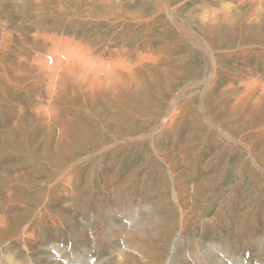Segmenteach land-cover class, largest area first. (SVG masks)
<instances>
[{"label":"rangeland","instance_id":"374dc122","mask_svg":"<svg viewBox=\"0 0 264 264\" xmlns=\"http://www.w3.org/2000/svg\"><path fill=\"white\" fill-rule=\"evenodd\" d=\"M91 1L0 0V264H264V17L169 0L212 75L153 0ZM74 50L127 87L51 104Z\"/></svg>","mask_w":264,"mask_h":264},{"label":"bare ground","instance_id":"6f19581e","mask_svg":"<svg viewBox=\"0 0 264 264\" xmlns=\"http://www.w3.org/2000/svg\"><path fill=\"white\" fill-rule=\"evenodd\" d=\"M90 1V0H88ZM97 1V0H96ZM95 1V2H96ZM224 0H219L220 4V10H218V13L217 15L213 14L212 11H213V8L214 6H210L209 4H206L205 5H201L199 6V8L203 9L204 11V17L206 18H210V21H212L213 23L217 21V19H221L223 17H227V16H232L231 13H225V11L227 10L225 7L229 6L228 7V12H230V9L233 7H235L236 4H239V5H243L245 3L246 0H236V4L234 3L235 0H232V3L231 1H225L223 3ZM252 1V3L254 4L253 6H251V15H250V20L251 18L254 16L253 20H251L252 22H259L263 17H264V0H250ZM87 2V1H86ZM93 2V0L91 1ZM168 2L169 0H153V3H154V6L156 7V9L158 11H163L164 13H169L170 15L172 14V16L174 15V17H171V19H173L175 21V25L178 26L177 30L179 31V34L181 33V35L190 40V42H193L194 44H197L198 46H200V48L204 49V51L209 55L210 59L212 60V63H211V66H210V69H211V73L212 75H215V68H216V65L217 63H215L216 61V58L213 57V50L211 49V47L208 45V43L205 41V39L202 37L201 34H199L197 31H195V29H193L192 27H190V25L188 24L187 26L186 25H182L179 23V20L177 19V15L176 13L174 12V9L173 8H170V5H168ZM222 2V3H221ZM89 3V2H88ZM99 3V2H98ZM108 3V2H107ZM101 4V3H100ZM102 5V4H101ZM259 8H256L258 7ZM63 6H61L62 8ZM105 7V6H104ZM253 7V8H252ZM3 8V7H2ZM64 9V8H63ZM92 9V8H90ZM211 11H208L210 10ZM226 9V10H225ZM118 11H120V9H116ZM192 10V9H191ZM225 10V11H224ZM96 11V10H95ZM118 11H116L118 13ZM193 11V10H192ZM192 11H190L189 15L188 16H192L193 17V13ZM208 11V12H206ZM248 11V10H247ZM115 12V13H116ZM81 13V12H80ZM91 12H88L87 14H85V16H93L92 14H90ZM217 13V12H216ZM108 14V13H107ZM134 14V13H133ZM207 14H213L214 16H208ZM112 15V14H111ZM110 15V16H111ZM118 15V14H117ZM121 15V13H120ZM206 15V16H205ZM74 16L72 19L73 20H81V19H75V17L79 16V12H74V14L72 15ZM82 16V15H81ZM97 16V15H96ZM127 16V15H125ZM129 16V14H128ZM136 16V15H135ZM67 17V16H66ZM64 16H60L61 20L64 18H66ZM83 17V16H82ZM105 17V16H104ZM147 17V16H146ZM150 17V16H149ZM167 17V16H166ZM87 18V17H86ZM129 18V17H128ZM170 18V17H169ZM89 19V18H88ZM98 19V18H96ZM112 19V17H111ZM110 19V20H111ZM121 19V18H120ZM124 19H127V18H124ZM137 19V18H136ZM145 19V18H144ZM148 19V18H147ZM152 19V18H151ZM201 19V18H200ZM203 19V18H202ZM67 20V19H66ZM65 20V21H66ZM109 20V19H108ZM119 20V19H118ZM117 20V21H118ZM133 20V19H131ZM143 20V19H141ZM141 20H136V21H140ZM177 20V21H176ZM121 21V20H120ZM144 21V20H143ZM173 21V22H174ZM219 21V20H218ZM112 22V21H111ZM125 22V21H124ZM123 22V23H124ZM132 22V21H131ZM139 22V23H140ZM251 22V23H252ZM69 24L71 23L70 21L68 22ZM73 23H76V22H73ZM116 23V21H115ZM135 23V22H134ZM4 24V23H3ZM68 24V25H69ZM119 24V23H117ZM125 24V23H124ZM186 24V23H185ZM23 25V24H22ZM134 25V24H132ZM4 26V25H2ZM61 26V25H60ZM64 26V25H63ZM6 27V26H5ZM4 27L3 29V34H2V38H0L2 41H6L9 37L6 35V32H7V29ZM10 27V26H9ZM72 27V26H71ZM66 28V26H65ZM73 28V27H72ZM120 28V27H119ZM58 29V28H57ZM60 29V28H59ZM68 30V29H67ZM59 31V30H57ZM56 31V33H57ZM64 31V30H63ZM8 33V32H7ZM38 34V33H37ZM89 34V33H88ZM45 35V34H43ZM49 35V34H48ZM52 35V34H51ZM56 35V34H54ZM46 36V35H45ZM41 37V36H40ZM43 37V36H42ZM46 38H50L52 41L55 40L56 38H53L51 36H47ZM46 40V39H45ZM179 40H182V38H179ZM184 40V39H183ZM186 41V40H185ZM34 42V41H32ZM1 43V42H0ZM37 43V42H36ZM35 43V44H36ZM27 44V43H26ZM2 45V44H1ZM29 45V43H28ZM39 45V44H38ZM35 46V45H34ZM33 46V47H34ZM45 46V45H44ZM56 47V46H55ZM1 48V47H0ZM3 48V47H2ZM35 48V47H34ZM45 48V47H44ZM47 48V47H46ZM54 48V47H53ZM33 49V48H31ZM36 49V48H35ZM49 49V47H48ZM82 49V48H81ZM45 50V49H44ZM83 50V49H82ZM91 50V49H90ZM89 49L86 50V51H90ZM3 51V50H2ZM46 51V50H45ZM76 51L77 53H79L78 55V59L79 61H76L75 63L73 64H65L63 63L59 58H57L56 60V64L58 66V70L57 71H52V70H48L46 68L42 69L40 68V71L41 69L44 70V77L46 79V83H45V88H46V92L48 93L47 96L48 98L50 97L49 101L51 102V104L55 105V106H59V100L64 99V97H67L69 95V97L71 96H76L79 95V96H82V97H88L89 96V93L90 95L92 93H95V92H100V90L102 91V88L105 87L106 85L108 84H119V85H123V87H127V82L130 80L129 78H126L121 72L120 70L118 72H115L113 71V74H111V72L108 74V73H102L101 76H95L94 73L95 71L92 70L90 67L93 65L95 66V63L94 61H90L88 59V56L87 55H84V53L80 50H74ZM54 52H50V54L52 55ZM91 53V52H90ZM55 55H57L55 53ZM45 56V55H44ZM57 57V56H56ZM41 58V57H40ZM43 61V60H42ZM39 62V61H38ZM61 63V64H60ZM86 63H89L91 66L89 67V71L92 72L93 75H89L88 74V71L87 70H83L81 69L80 70V65L82 66L83 64H86ZM112 63V62H111ZM114 63V62H113ZM111 64L112 67H115L117 68V63H114V64ZM107 64V63H106ZM109 65V64H107ZM123 67V66H122ZM110 68V66H109ZM153 68V67H152ZM39 69V68H38ZM37 69V70H38ZM149 69V68H148ZM153 71V70H152ZM155 71V70H154ZM157 71V70H156ZM214 71V72H213ZM151 72V70L149 71ZM137 73V72H136ZM135 73V74H136ZM157 73V72H156ZM160 73V72H159ZM43 74V73H42ZM98 74V73H97ZM104 74V75H103ZM133 74L130 78L133 79V76L135 75ZM140 74V73H139ZM147 74V73H146ZM142 75V73H141ZM138 77V75H137ZM129 79V80H128ZM138 79V78H137ZM135 78V80H137ZM130 83V82H129ZM137 83V81H136ZM207 85H208V81L206 82ZM133 85V82L131 83ZM42 85V84H41ZM132 85L129 84V86L131 88ZM110 86V85H109ZM134 86V85H133ZM136 86V85H135ZM125 89V88H124ZM136 92V91H135ZM73 94V95H72ZM46 96V95H45ZM93 96V95H92ZM144 96V95H143ZM47 98V99H48ZM81 98V97H80ZM79 98V99H80ZM82 99V98H81ZM89 99V98H88ZM86 100V99H85ZM48 101V102H49ZM64 101V100H63ZM84 101V100H83ZM47 102V100H46ZM61 103V102H60ZM65 103V102H64ZM67 103V102H66ZM49 105V104H48ZM52 108V107H51ZM54 108V107H53ZM49 109V108H48ZM49 112H51V117L52 118H55L57 116V112L54 110H51L49 109ZM48 112V114H49ZM40 115H46L45 113H39ZM38 114V115H39ZM47 114V115H48ZM43 116V117H44ZM41 117V116H40ZM47 117V116H45ZM44 117V118H45ZM42 119V117H41ZM40 120V119H39ZM47 122V121H45ZM24 124V123H23ZM26 125V124H25ZM47 125V124H46ZM21 126V124H20ZM61 134V133H60ZM61 136V135H60ZM65 137V136H64ZM237 139V138H236ZM235 141V140H234ZM241 143V142H240ZM9 146V145H8ZM4 149H7V146L6 148ZM250 149V148H249ZM3 152V151H2ZM254 155V154H253ZM252 156V155H251ZM250 157V155H249ZM254 159V158H253ZM252 160V158H251ZM253 161V160H252ZM260 163V162H259ZM176 194V193H175ZM179 200V199H178ZM177 200V202H178ZM44 203V202H43ZM41 212V211H40ZM37 213V212H36ZM181 213V212H180ZM132 215V214H131ZM184 221V220H183ZM184 226V225H183ZM139 232V231H138ZM144 232V231H143ZM142 233V232H140ZM145 233V232H144ZM150 233V232H149ZM147 234V233H145ZM144 234V236H146ZM148 235V234H147ZM133 236V234H132ZM143 236V235H142ZM114 237V236H112ZM7 238V237H6ZM136 239V238H135ZM162 248V247H161ZM115 250V249H114ZM208 254V253H207ZM132 255V254H131ZM211 255V254H210ZM122 256V255H121ZM120 256V257H121ZM126 256V255H125ZM207 256V255H206ZM148 257V256H147ZM125 258V257H124ZM134 258V257H133ZM140 258V257H139ZM150 258V257H149ZM170 258V257H169ZM212 258V257H211ZM121 259V258H120ZM135 259H137V257H135ZM134 259V261H135ZM142 259V258H141ZM144 259V258H143ZM142 259V260H143ZM146 260V259H145ZM150 260V259H148ZM213 260V259H212ZM77 261V260H76ZM80 261V260H79ZM120 261V260H119ZM122 261V260H121ZM137 261V260H136ZM214 261V260H213ZM47 262V261H46ZM118 262V261H117ZM143 262H145L143 260ZM238 262V261H237ZM20 263V262H18ZM121 263V262H120ZM119 263V264H120ZM142 264V262H140ZM167 263V262H166ZM118 264V263H117ZM124 264V263H123ZM139 264V263H138ZM146 264V263H145ZM210 264V263H209ZM214 264V263H213Z\"/></svg>","mask_w":264,"mask_h":264}]
</instances>
